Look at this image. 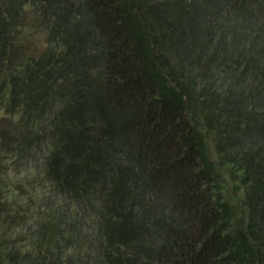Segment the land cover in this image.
Returning <instances> with one entry per match:
<instances>
[{
  "label": "trees",
  "instance_id": "1",
  "mask_svg": "<svg viewBox=\"0 0 264 264\" xmlns=\"http://www.w3.org/2000/svg\"><path fill=\"white\" fill-rule=\"evenodd\" d=\"M0 102V264H264V0H0Z\"/></svg>",
  "mask_w": 264,
  "mask_h": 264
},
{
  "label": "rangeland",
  "instance_id": "2",
  "mask_svg": "<svg viewBox=\"0 0 264 264\" xmlns=\"http://www.w3.org/2000/svg\"><path fill=\"white\" fill-rule=\"evenodd\" d=\"M2 102H0V105ZM20 113L13 116L12 114H8L3 112L0 108V126H4L5 129L14 130L15 125L19 124L21 121ZM46 151V142L44 139L40 142L37 147V150L32 154H28L25 156H16V159L13 156H1V173L5 181L9 182V190H7V194H19L18 191L15 190L14 186H12L13 181L16 182L20 180L22 177L28 175L30 179H33L34 185L29 186V191L26 194H60V192H50L49 186L44 185L42 179L37 176L39 164L43 158V154ZM37 176V177H36ZM226 184L228 186L232 185V181L227 176ZM71 207H75V204L71 205ZM74 212V209H73ZM77 213V212H76ZM78 214V213H77ZM85 216V226L89 228V225L92 224V214L91 212H84Z\"/></svg>",
  "mask_w": 264,
  "mask_h": 264
}]
</instances>
